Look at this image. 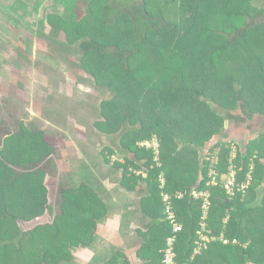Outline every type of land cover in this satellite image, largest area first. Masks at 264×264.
<instances>
[{"label": "trees", "instance_id": "1", "mask_svg": "<svg viewBox=\"0 0 264 264\" xmlns=\"http://www.w3.org/2000/svg\"><path fill=\"white\" fill-rule=\"evenodd\" d=\"M230 2L233 7L227 13L231 16V25L220 26L218 18L225 14L224 9H220V1L193 0L192 18L183 35L178 31L180 24L169 21L162 10L150 7L151 0H59L62 11L66 12H51L40 21L42 27L49 25L52 32L47 35L38 30L42 36L40 46L49 50L47 57L51 52L56 53L51 55L54 60H72L67 58L74 55L78 47L80 55L74 56V64L89 74L99 87L113 93L102 101L104 119L97 120L94 126L113 136L111 145L104 147L107 152L102 151L104 162L114 169L121 168L122 182H127L125 186L129 190L143 185L140 207L149 222L147 229L138 231L141 244L136 251L143 264H164L162 249L171 234V226L164 218L161 192L203 188L208 180L211 160L199 156L194 162H183L179 157L182 142L204 145V126L213 122L214 134L221 132L227 119L238 118L233 111L239 107L248 117H253L257 110L264 114V59L260 55L254 61L249 58L250 52L264 42V7L252 8L250 0ZM172 30L179 32L176 38L162 36L163 31ZM60 32H64L65 40L58 37ZM157 37L163 39L157 40ZM139 53L142 63L134 65L133 59ZM92 56L97 61L87 59ZM206 62L211 67L209 70L192 73V68L197 70ZM220 66L224 68L217 74ZM169 68L171 73L164 89L144 97L141 89L146 77L152 75L153 70L165 69L167 73ZM243 71L248 73L242 75ZM214 78L216 81L210 83ZM197 79L203 81L199 87L194 84ZM224 83H227L226 90H219ZM136 88L140 91L135 93ZM206 97L225 115L213 109L201 113L207 107ZM136 104L137 109L133 107ZM145 106L159 110L162 117L154 121L146 119ZM132 121L139 126H133ZM163 122L165 124L161 125ZM1 123L0 170L6 175L0 178V261L13 264L8 258H1L3 254L9 256L8 251L12 249L19 264H71L74 249L95 246L98 226L109 210L98 189L90 183L92 172L81 167L80 182L75 183L73 178H69L70 184L64 181L59 188L60 199L49 202L41 164L56 154L55 147L44 132L30 129L23 120L13 127V123L6 120ZM121 131L120 135H115ZM155 133L160 140L161 165L155 161L153 149L140 145L143 140H151ZM215 147L220 148L219 172L226 174L231 146L218 141ZM258 147L262 150L259 155H254L253 149L245 152L237 149L234 158L237 183L247 181L248 174L251 175L245 191L236 186L235 194L229 196L222 184L212 188L208 233H223L230 239L237 238L240 243L212 241L193 256L197 231L201 228V202L188 195L174 200L178 219L184 225L176 244L179 264H237L235 256L245 259L242 264H264V228L259 231L246 221L252 211H256L253 208H264V140ZM115 153L124 161L112 162ZM134 170H142L146 176ZM161 174L165 178L163 187ZM20 189L24 197L26 194L45 195L43 209H26L21 213L20 200L13 195ZM251 191L255 200L261 196L263 202L254 203L250 196L244 198L248 201L244 202L243 197ZM5 222L9 223L8 228H4ZM46 227H53L58 236L63 232L69 234L64 238V246L56 243L54 249L40 253L32 239L38 229ZM246 242L249 244L244 245ZM60 248L59 256H55L54 252ZM101 264L132 263L121 250Z\"/></svg>", "mask_w": 264, "mask_h": 264}, {"label": "rangeland", "instance_id": "2", "mask_svg": "<svg viewBox=\"0 0 264 264\" xmlns=\"http://www.w3.org/2000/svg\"><path fill=\"white\" fill-rule=\"evenodd\" d=\"M218 1L221 2L220 9L225 11V14L218 18V24L230 26L231 16L227 12L233 6L230 0ZM0 2L3 5V9L0 10V125L3 120H6L9 124L13 123L11 125L13 127L16 122L23 120L30 129L44 132L49 142L55 147L56 154L51 155L41 164V168L45 171L44 179L49 189L46 193L49 202L54 203L56 198L60 199L59 188L64 181L70 184L69 178H73L75 183L80 182L78 174H80L79 169L81 167H87L95 175V181L107 183L104 175L107 173L108 164L104 162L102 151L107 152L104 147L111 145L113 136L103 133L94 125L97 120L104 119L101 103L104 99L112 97L113 93L104 87H99L89 74L74 64L75 57L80 55L78 47H75L77 51L74 55L72 54L67 58L72 60L59 61L51 58V55L54 56L56 53L50 52L51 55L47 57L49 50L40 46L42 36H39L38 30H42L47 35L52 33L49 25L42 27L40 23L42 17L54 11L64 14L66 11H62L63 5L59 4V0H0ZM250 3L252 8L254 6L256 8L264 7V0H250ZM12 4H14V9L9 7ZM192 5L193 0H174L169 3L163 0H151L150 3L151 8L162 10L169 21L180 24L178 31L182 35L188 31L192 18ZM178 31H163L162 36L174 39L179 34ZM262 31L264 36V28ZM58 37L65 40L64 32H60ZM156 39L162 40L163 38L157 37ZM43 41L45 42L44 38ZM253 46L255 47L256 44L253 43ZM257 55L264 59V42L250 52V61H254ZM87 59L97 61L95 56ZM133 63L134 65L142 63L141 53L133 59ZM204 65H199L197 70L192 68V73L197 74V72L211 68L207 62ZM223 68L222 66L218 69L217 74ZM168 70L167 73L165 69L153 70L152 75L146 77V82L142 79L145 83L142 84L141 89L144 97L156 95L164 89L169 80L171 68ZM247 73L248 71H243L241 74ZM215 81L214 78L210 80V83ZM194 84L199 87L203 81L197 79ZM226 87L227 83H224L219 90H226ZM136 91L139 92L140 89L136 88L135 93ZM206 100L205 105L207 107L203 108L204 111L201 113L213 109L225 115L224 111L211 98L206 97ZM133 107L137 109L138 105ZM144 111L145 118L150 121H154L163 115L159 110L147 106H145ZM233 112L238 118L227 119L223 130L217 134L213 132V122L204 126L202 132L206 142L204 145L182 142V153L179 156L181 160L186 163L194 162L199 156L212 159L215 153L220 150V148L215 147L218 141L228 143L235 153L236 149L245 152L249 148L254 150V155H259L262 150L258 147V143L264 140V114L257 110L253 117H248L240 107ZM211 120L215 121L214 118ZM132 124L135 127L139 126L138 122L132 121ZM164 124L163 122L161 125ZM170 125L167 126L170 127ZM122 131L115 135H120ZM156 135L155 133L154 137ZM254 155L251 158V167H253ZM122 159L120 154L115 153L111 161H123ZM262 160L264 161V157ZM2 173L0 170V178L6 175V173L3 175ZM221 179L226 181L227 176L224 174ZM23 188L25 187L23 186ZM13 195L20 200L18 210L21 213L26 209L36 211L43 209L42 203L45 200V195L40 194L43 197H35L34 194H26L24 197L22 189L17 193L13 192ZM245 195L243 197L244 202L246 201L244 198L247 196L253 198L250 200H255L252 191ZM261 201V196L260 198L258 196V199L253 202ZM111 205L113 206V203ZM56 209H58L57 205ZM252 210L256 211H252L251 218L245 220L249 222L250 227H256L260 231L264 228V208H253ZM136 222L139 221L136 220ZM33 224L35 222H32ZM257 224L258 226H256ZM7 225L9 223L5 222L4 226L6 227L4 228H8ZM138 228L144 229L146 226L139 222L133 231L136 232ZM103 229L108 234L111 232L110 227ZM68 234V232H63L58 236L53 227L40 228L33 235L32 241L35 243L37 251L41 253V250L54 249L56 243L64 246V238ZM105 234L104 232L102 234L104 243L108 241ZM114 237L110 236L111 239ZM112 241L116 242V240ZM134 244L135 241L133 246ZM244 244H249V242ZM61 249L56 250L54 255L59 256ZM127 249L130 251V248L127 247ZM13 251L9 249L10 255L3 254L1 258H8V261L13 264H19L15 258L16 252ZM71 258H73L71 264H87L88 262L90 264L92 262L83 258L81 252L76 251V249L72 252ZM235 258L237 264H242L245 261L243 257L235 256ZM102 260L101 255H99L94 264H100ZM0 264H4V262L1 260Z\"/></svg>", "mask_w": 264, "mask_h": 264}, {"label": "crops", "instance_id": "3", "mask_svg": "<svg viewBox=\"0 0 264 264\" xmlns=\"http://www.w3.org/2000/svg\"><path fill=\"white\" fill-rule=\"evenodd\" d=\"M2 6L3 5L0 2V10L1 8L3 9ZM9 7L13 8L14 4L10 5ZM122 160L124 161V158ZM121 171L122 170L120 168L114 169L113 167H111V165H108L107 173L104 175L107 183H100L95 181L94 174H92L90 177V183L96 189H98L100 194L103 195H101V197H103L109 208L105 220L102 221L98 226L99 228L97 230V233L99 235V238L95 246L93 248H76V251L81 252L83 258H86L87 261H92L90 262V264H94L99 255H101V258L103 259L100 264L102 262L108 261L116 252L121 250L128 255V258L132 264H143V261L136 255V251L141 244V238L138 235V231H144V229H147V225L149 222V219L144 216L140 207L141 186L143 185L137 186L135 190H129L125 186L127 182H122ZM134 171L137 174H142L143 172L142 170ZM111 203H113V206L111 205ZM136 220L145 225L146 228H138L136 229V232H134L133 229L136 228L137 223H139L136 222ZM104 227H110L111 232H109V234L106 233V231H104L103 229ZM116 228L117 231L115 232ZM103 232L104 234L106 233L105 236L108 240H106V243H104L105 241L103 242ZM110 236H115V239H111ZM112 240H116V242ZM134 241L135 244L133 246ZM101 242H103L102 245H100ZM127 247L130 248V251L127 249ZM198 254L200 253H196L194 255ZM87 264H89V262Z\"/></svg>", "mask_w": 264, "mask_h": 264}, {"label": "built area", "instance_id": "4", "mask_svg": "<svg viewBox=\"0 0 264 264\" xmlns=\"http://www.w3.org/2000/svg\"><path fill=\"white\" fill-rule=\"evenodd\" d=\"M141 146L151 148L154 152V159L158 163V165H161L160 161V140L159 138L153 137L151 140H143L140 142ZM237 153V149H236ZM236 153L232 150L231 156L229 158V166H228V173L225 175L227 176V180L223 181L221 179L222 175L220 174L218 165H219V151L215 153L213 156L209 165V171H208V180L206 181V186L203 188H194L191 191H177L175 193H170L167 191H162V201L164 204V214H165V220L169 223L171 226V234L167 236L166 239V245L162 249L163 251V263L164 264H179L177 261V250H176V244L179 239V234L182 232L184 225L183 223L178 219L175 206H174V200L175 199H181L185 195L190 196L193 199L199 200L201 202V228L197 231V237L194 242V252L193 255L196 253H201L204 249L208 247L210 242L220 240L223 243H240V241L237 238L230 239L226 237L223 233L220 235L215 234H209L208 233V223L207 219L209 218L211 206H212V196L213 191L212 188L215 186H218L219 184H222L223 187L226 189V192L229 196H233L236 191V186L238 189L245 191V188L250 183V176L248 174L247 181H244L241 184L237 183V177H238V169L235 166L234 158L236 157ZM143 176H146L145 172H142ZM161 179V187H163L165 183L164 175H160ZM186 264V263H185Z\"/></svg>", "mask_w": 264, "mask_h": 264}]
</instances>
